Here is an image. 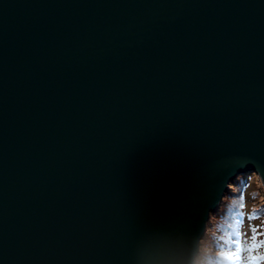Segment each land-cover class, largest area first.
<instances>
[{
  "label": "water",
  "instance_id": "95a60500",
  "mask_svg": "<svg viewBox=\"0 0 264 264\" xmlns=\"http://www.w3.org/2000/svg\"><path fill=\"white\" fill-rule=\"evenodd\" d=\"M243 172L264 0H0V264H195Z\"/></svg>",
  "mask_w": 264,
  "mask_h": 264
},
{
  "label": "trees",
  "instance_id": "16d2710c",
  "mask_svg": "<svg viewBox=\"0 0 264 264\" xmlns=\"http://www.w3.org/2000/svg\"><path fill=\"white\" fill-rule=\"evenodd\" d=\"M229 186H233V188L237 190L236 195L234 198L231 193L226 195L222 200L223 203L219 211L217 210L210 215L209 222H213L212 224H215V227L211 230L209 226H206L205 229L204 236L206 233H209L211 242L216 249L211 253L209 247L206 248L207 250L202 253L203 258L201 262L199 261V264H235L234 254L230 251L231 247L229 246V242L232 243V240L237 235L239 223L243 216L242 207L247 186L246 179L242 176L234 178ZM236 196L238 199H235ZM261 210L262 209L257 206L248 213L251 217H258L262 221V223H259L258 226L256 225V227L252 229L251 235L254 238L256 249L251 259L253 256L257 257L256 261H252L253 264H264V218L260 212Z\"/></svg>",
  "mask_w": 264,
  "mask_h": 264
},
{
  "label": "rangeland",
  "instance_id": "374dc122",
  "mask_svg": "<svg viewBox=\"0 0 264 264\" xmlns=\"http://www.w3.org/2000/svg\"><path fill=\"white\" fill-rule=\"evenodd\" d=\"M240 176L246 179V184H247L245 189L244 204L242 207L243 216L239 223L238 233L235 236V238L232 240V243L229 242V246L231 247L230 249L231 253L234 254L233 256L235 258V264H253L251 256L255 251L256 246L254 244V238L251 235L252 229L255 228L256 225L258 226L259 223H262V221L258 217L256 218L251 217L248 213L251 212V210L254 207L258 206L262 209L260 212L262 214V217L264 218V190L260 185L259 179L253 172H243L242 174H239L234 178ZM230 193L231 195H233L234 198V196L237 193V190H235L233 186L232 187L228 186V189L225 195L222 197V200L226 197L227 194ZM235 199H238V197L236 196ZM222 203L223 202H221L218 211L222 206ZM209 220L207 221L208 223L207 226H209V229L212 230L215 227V224L213 225L212 224L213 222H209ZM208 247L211 253H213L216 249L214 248V244L211 242L209 233H206V235L203 236L199 244V252L196 256L195 264H199V261L201 262V259L203 258L202 253H204L205 250H207L206 248ZM236 256H240L241 259L237 260Z\"/></svg>",
  "mask_w": 264,
  "mask_h": 264
},
{
  "label": "snow or ice",
  "instance_id": "6c2138e0",
  "mask_svg": "<svg viewBox=\"0 0 264 264\" xmlns=\"http://www.w3.org/2000/svg\"><path fill=\"white\" fill-rule=\"evenodd\" d=\"M236 259H237V260H240L241 257H240V256H236ZM256 260H257V257L253 256V257H252V261L254 262V261H256Z\"/></svg>",
  "mask_w": 264,
  "mask_h": 264
},
{
  "label": "bare ground",
  "instance_id": "6f19581e",
  "mask_svg": "<svg viewBox=\"0 0 264 264\" xmlns=\"http://www.w3.org/2000/svg\"><path fill=\"white\" fill-rule=\"evenodd\" d=\"M205 234V233H204ZM200 242H201V240H200ZM200 242H199V244H200Z\"/></svg>",
  "mask_w": 264,
  "mask_h": 264
}]
</instances>
